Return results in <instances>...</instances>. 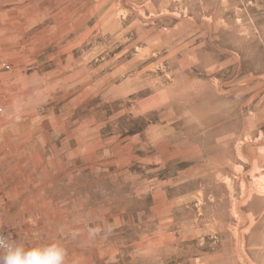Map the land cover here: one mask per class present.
<instances>
[{
	"label": "rangeland",
	"instance_id": "1",
	"mask_svg": "<svg viewBox=\"0 0 264 264\" xmlns=\"http://www.w3.org/2000/svg\"><path fill=\"white\" fill-rule=\"evenodd\" d=\"M0 231L264 264V0H0Z\"/></svg>",
	"mask_w": 264,
	"mask_h": 264
},
{
	"label": "clouds",
	"instance_id": "2",
	"mask_svg": "<svg viewBox=\"0 0 264 264\" xmlns=\"http://www.w3.org/2000/svg\"><path fill=\"white\" fill-rule=\"evenodd\" d=\"M112 225L88 229L87 238L95 239L101 232H111ZM78 233H72L75 239ZM67 248L63 241L53 239L32 245L22 238L14 239L0 231V264H66Z\"/></svg>",
	"mask_w": 264,
	"mask_h": 264
},
{
	"label": "built area",
	"instance_id": "3",
	"mask_svg": "<svg viewBox=\"0 0 264 264\" xmlns=\"http://www.w3.org/2000/svg\"><path fill=\"white\" fill-rule=\"evenodd\" d=\"M3 234L10 235L14 239H16V234L14 232H11V231H3Z\"/></svg>",
	"mask_w": 264,
	"mask_h": 264
},
{
	"label": "crops",
	"instance_id": "4",
	"mask_svg": "<svg viewBox=\"0 0 264 264\" xmlns=\"http://www.w3.org/2000/svg\"><path fill=\"white\" fill-rule=\"evenodd\" d=\"M7 192L10 194V192H11L10 189H8Z\"/></svg>",
	"mask_w": 264,
	"mask_h": 264
}]
</instances>
